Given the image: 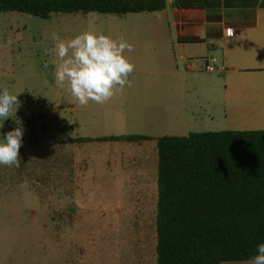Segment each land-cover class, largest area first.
<instances>
[{
  "label": "rangeland",
  "instance_id": "374dc122",
  "mask_svg": "<svg viewBox=\"0 0 264 264\" xmlns=\"http://www.w3.org/2000/svg\"><path fill=\"white\" fill-rule=\"evenodd\" d=\"M74 18L82 20L0 13V89L20 92L22 102L0 133L19 122L24 128L20 166H0V264H155L161 112H143L138 127L124 132L149 141L101 134L112 133L113 122L103 119L112 114L75 103L54 76L53 36L69 37ZM198 119L211 124L206 110ZM214 122L208 129L226 130L223 119Z\"/></svg>",
  "mask_w": 264,
  "mask_h": 264
},
{
  "label": "crops",
  "instance_id": "0c3cea01",
  "mask_svg": "<svg viewBox=\"0 0 264 264\" xmlns=\"http://www.w3.org/2000/svg\"><path fill=\"white\" fill-rule=\"evenodd\" d=\"M165 2L161 12L88 14L80 22L74 18L69 37L61 40L67 43L91 31L132 46L124 52L134 65L130 83L117 86L107 102L86 105L89 112L112 114L103 117L113 122L112 133L101 134L127 137L124 132L138 127L146 111L152 117L161 112L158 127L166 132L162 136L216 132L208 128L217 126V117L223 119L224 131H264V8L183 10L173 6L174 0ZM179 56L193 68L186 70ZM209 56L217 60L214 74L203 72ZM201 110L207 111L211 124L198 119Z\"/></svg>",
  "mask_w": 264,
  "mask_h": 264
},
{
  "label": "trees",
  "instance_id": "16d2710c",
  "mask_svg": "<svg viewBox=\"0 0 264 264\" xmlns=\"http://www.w3.org/2000/svg\"><path fill=\"white\" fill-rule=\"evenodd\" d=\"M183 10L264 8V0H174ZM165 0H0V13L124 16ZM187 42H198L188 39ZM143 143L145 136L109 137ZM155 264L247 262L264 243V131L191 133L155 140Z\"/></svg>",
  "mask_w": 264,
  "mask_h": 264
},
{
  "label": "clouds",
  "instance_id": "9594fccd",
  "mask_svg": "<svg viewBox=\"0 0 264 264\" xmlns=\"http://www.w3.org/2000/svg\"><path fill=\"white\" fill-rule=\"evenodd\" d=\"M53 39L57 43L51 51L60 61L54 72L56 82L60 87L67 83L68 90L80 105H87L89 101L105 103L114 95L117 86L123 88L130 83L128 77L134 65L124 55L126 49L131 51L132 48L126 41L91 31H85L67 43L58 36ZM19 93L0 89V129L21 107ZM23 135L20 122L10 131L0 133V166H20ZM248 264H264V243L256 246V254Z\"/></svg>",
  "mask_w": 264,
  "mask_h": 264
},
{
  "label": "built area",
  "instance_id": "2783aa9c",
  "mask_svg": "<svg viewBox=\"0 0 264 264\" xmlns=\"http://www.w3.org/2000/svg\"><path fill=\"white\" fill-rule=\"evenodd\" d=\"M227 34L230 35V32ZM178 58H179V61H181L184 64V67L186 70L189 71L193 68L189 60L185 59L183 56H179ZM216 64H217V60L214 58L204 60L203 71L208 74L216 73L218 71Z\"/></svg>",
  "mask_w": 264,
  "mask_h": 264
}]
</instances>
